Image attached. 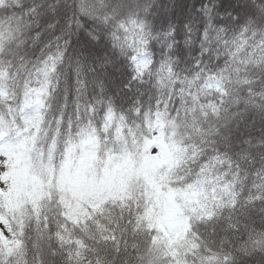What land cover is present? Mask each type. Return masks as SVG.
Here are the masks:
<instances>
[{
    "label": "snow or ice",
    "instance_id": "obj_1",
    "mask_svg": "<svg viewBox=\"0 0 264 264\" xmlns=\"http://www.w3.org/2000/svg\"><path fill=\"white\" fill-rule=\"evenodd\" d=\"M0 264H264V0H0Z\"/></svg>",
    "mask_w": 264,
    "mask_h": 264
}]
</instances>
